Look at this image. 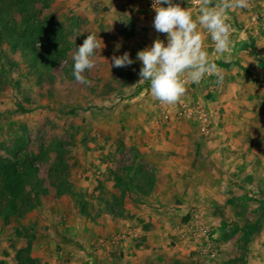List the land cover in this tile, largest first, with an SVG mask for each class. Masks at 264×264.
Instances as JSON below:
<instances>
[{
	"label": "rangeland",
	"instance_id": "rangeland-1",
	"mask_svg": "<svg viewBox=\"0 0 264 264\" xmlns=\"http://www.w3.org/2000/svg\"><path fill=\"white\" fill-rule=\"evenodd\" d=\"M74 2L0 0V159L13 163L22 177L13 194L7 191L12 186L0 185V264H51L40 255L44 244L39 245V238L52 239L54 234L44 233L67 222V215L55 213L53 207L72 205L83 217L94 215L96 208H111L105 177H118L124 170L119 163L121 151L105 149L109 139L101 130L118 128L123 112L154 109L150 97L143 104L138 96L149 88L135 79L140 68L111 66V57L120 54L102 48L94 56L96 67L84 73L92 84L75 80L71 72L75 47L89 33L103 39L101 28L94 27L95 19H88L89 6ZM248 40L251 46L255 43ZM245 49V44L240 45L239 51ZM222 68L227 79L250 77L246 68L232 60ZM127 75L134 80L126 81ZM210 79L197 95L214 106L220 85L215 76ZM225 91L230 97L235 90L226 86ZM233 98H228L227 109H213L216 126L221 114L232 115L246 106ZM102 157L111 165L102 173V181L93 178L88 191L85 183L92 178L86 173L94 159ZM120 186L117 181L115 190ZM237 208L206 213L220 250L238 254L240 264L253 260L264 264V195L244 198ZM48 248L49 252L55 249Z\"/></svg>",
	"mask_w": 264,
	"mask_h": 264
},
{
	"label": "crops",
	"instance_id": "crops-1",
	"mask_svg": "<svg viewBox=\"0 0 264 264\" xmlns=\"http://www.w3.org/2000/svg\"><path fill=\"white\" fill-rule=\"evenodd\" d=\"M74 1L89 6L88 19H95L94 27L102 30V51L120 55L127 51L134 63L125 69L140 68L136 53L157 39L153 15L141 7V0ZM252 5L264 20V0H252ZM180 6L193 17L198 14L199 7ZM228 16V21L238 28L247 20L241 9L230 10ZM201 31L204 35V30ZM204 38L205 51L222 69V74L224 62L231 60L250 74L247 79H227L223 75V83L214 93L215 105L208 104L211 113L218 107L227 109L231 97L246 106L232 115L221 114L217 126L212 117L213 132L208 137L190 120L161 121L154 109L123 112L118 128L113 131L111 127H103L101 134L109 139L105 149L121 151L119 163L124 170L118 177H105L111 208H96V215L83 217L75 206L53 207L55 213L67 215V222L52 233H44L54 234L52 239L39 238L42 241H38L39 245L44 244L39 252L46 261L50 260L51 264H240L238 254L221 250L213 261H194L176 245L171 232V227L181 222L191 208L199 207L206 213L228 209L235 212L244 198L264 195V39L251 46L249 36L238 31L230 38V52L218 55L213 43ZM117 44H120L118 51ZM242 44L248 49L239 51ZM123 78L128 82L134 80L129 75ZM135 79L139 82V75ZM207 80L203 79L197 92L205 87ZM226 86L236 93L229 97ZM138 96L143 104L149 97L153 99L149 89L142 90ZM102 158L94 159L92 169L86 173L92 178L85 183L89 185L88 191L93 178L102 181V173L111 165ZM117 181L122 183L119 191L115 190ZM129 228L137 232L136 237L100 243L104 238L126 233ZM48 246L55 249L49 252ZM251 264L257 262L253 260Z\"/></svg>",
	"mask_w": 264,
	"mask_h": 264
},
{
	"label": "clouds",
	"instance_id": "clouds-1",
	"mask_svg": "<svg viewBox=\"0 0 264 264\" xmlns=\"http://www.w3.org/2000/svg\"><path fill=\"white\" fill-rule=\"evenodd\" d=\"M198 3V14L193 17L189 10L173 0H153V27L156 32L165 34L166 43L159 38L153 40L150 47L136 53V60L141 63L139 82H148L151 97L162 105L179 103L188 82L199 84L206 76H215L217 85L223 83L222 69L205 51L201 29L210 36L218 55L230 52L232 27L228 23V13L247 9L250 0H198ZM103 47L97 35L91 33L75 47L71 72L77 82L85 86L92 84L84 73L96 67L95 53ZM119 48L117 44L116 50ZM111 62V66L117 68L134 63L127 51L113 55ZM64 63L67 65V61Z\"/></svg>",
	"mask_w": 264,
	"mask_h": 264
},
{
	"label": "built area",
	"instance_id": "built-area-1",
	"mask_svg": "<svg viewBox=\"0 0 264 264\" xmlns=\"http://www.w3.org/2000/svg\"><path fill=\"white\" fill-rule=\"evenodd\" d=\"M173 3L188 7H199L198 0H173ZM152 5L153 0H141V7L146 11L151 12L154 19L155 12ZM242 11H244L247 16L245 25L238 28L228 21L232 27L230 38H232L238 31H242L253 41L264 39V20L259 12L253 9L252 0H250L249 7ZM154 32L156 33L157 38L164 40L166 43L165 34L158 33L155 29ZM204 36L211 41V38L206 31H204ZM210 78L211 76H206L204 79ZM202 81L199 84H193L190 82L186 83V92L177 104L162 105L158 101L152 99L153 108L158 112L161 121L167 122L170 119L190 120L196 124L198 131L203 136H210L213 132L212 113L208 107V102L197 95V88L202 84ZM96 175L99 176L100 173L96 172ZM186 216V220H182L171 227V232L175 237L176 245L187 257L194 261L200 259L206 261L215 260L220 254V245L216 229L209 224L206 212L202 208L194 207L188 211ZM129 229L130 230L126 233L104 238L100 243H116L119 240L124 239L126 236L136 237L137 232L131 228Z\"/></svg>",
	"mask_w": 264,
	"mask_h": 264
},
{
	"label": "trees",
	"instance_id": "trees-1",
	"mask_svg": "<svg viewBox=\"0 0 264 264\" xmlns=\"http://www.w3.org/2000/svg\"><path fill=\"white\" fill-rule=\"evenodd\" d=\"M21 175L16 169L15 165L9 161H3L0 159V185L2 188H9L7 190L9 194H13L14 186L17 182L21 181ZM14 196V195H12Z\"/></svg>",
	"mask_w": 264,
	"mask_h": 264
}]
</instances>
